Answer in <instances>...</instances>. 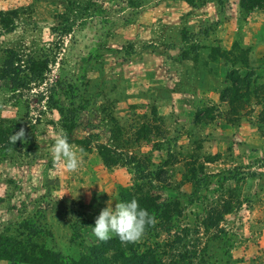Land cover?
Listing matches in <instances>:
<instances>
[{"label":"rangeland","instance_id":"rangeland-1","mask_svg":"<svg viewBox=\"0 0 264 264\" xmlns=\"http://www.w3.org/2000/svg\"><path fill=\"white\" fill-rule=\"evenodd\" d=\"M60 1L0 0V16L18 11L9 31L0 22V64L6 49L57 55L45 84L19 98L0 80V125L9 137L21 128L25 132L23 140L0 152V234L33 219L51 233L48 248L77 257L82 246L98 239L89 226L99 212L109 203L114 207L120 189L132 184L128 167L106 168L95 150L77 147L82 164L75 172L54 158L60 116L35 94L59 79L62 104V89L70 84L76 107L84 106L71 138L90 135L110 143V130L119 125L121 138L111 144L134 154L142 172L162 169L160 186L167 189L154 193L163 200L179 198L185 223L208 219L202 207L186 203L190 196L193 202L204 195L208 208L220 196L229 200L228 189L236 193L232 205L241 206L220 223L223 240L207 244L210 264H264L262 106L251 99L234 111L221 103L223 77L209 74L213 65L204 64L211 47L228 50L237 41L251 51V69L257 70L256 61H264V8L245 16L239 0H92L101 11L60 38L52 29ZM220 68L216 74L231 69L224 63ZM199 165L207 179L196 191L184 175ZM74 229L81 247L70 240Z\"/></svg>","mask_w":264,"mask_h":264},{"label":"trees","instance_id":"trees-1","mask_svg":"<svg viewBox=\"0 0 264 264\" xmlns=\"http://www.w3.org/2000/svg\"><path fill=\"white\" fill-rule=\"evenodd\" d=\"M192 2L188 0V3ZM58 3L61 9L55 13L56 25L52 29L60 38L70 35L76 27L101 11L100 5L92 0H63ZM238 5L240 11L246 16L254 10L263 9L264 0H239ZM17 16L18 11L15 9L1 15L0 22L4 29L9 31L12 20ZM62 45L61 41L55 47L59 50ZM250 52L237 41L228 50L211 47L207 56L208 60L204 64L207 67L213 65V68H216H208L209 74L213 73L216 78L223 77L224 86L219 95L221 103H226L232 110L239 111L250 105L251 99H254L257 105L262 106L260 118L264 119V61H256L257 70H252L253 62ZM56 59L57 55L49 59L47 56L38 57L23 51L6 49L0 64V80L7 81L12 95L19 98L24 91H31L32 88L39 89L45 84L50 67L55 65ZM221 63L229 65L231 69L216 74V70L221 69ZM237 66L240 69L236 68ZM242 68L247 72L242 74ZM59 83L58 79L55 83L38 91L35 94L37 102L46 104L48 109L59 114L61 127L66 130L69 143L77 146L82 152L89 153L95 150L106 168L119 164L129 168L133 177L132 184L120 189L118 201H130L135 198L141 207L154 215L155 223L148 226L142 239L134 243H124L117 236H113L107 241L97 239L82 247L78 242L79 231L74 229L70 240L81 249L77 257H70L48 248L46 241L51 237V233L40 227L36 220L25 219L0 234V262L7 264H210V259L206 257L207 244L223 240L220 223L224 216L231 214L237 206H241L238 201L237 206L232 205L231 200L236 193L228 189L229 200H224L221 198L223 196H220L217 201H211L208 208L204 205V195L193 202L190 196L186 203L202 207L208 219L198 220L199 222L193 225L185 223L182 216L184 210L179 198L163 200L154 193V191L161 192L167 189L160 186L165 183L162 169L155 172L145 173V170L142 172L141 162L134 154L118 152L117 147L111 144H115L121 138L119 125L115 123L116 126L110 130V143L96 142L97 140L90 135L82 139L71 138L72 132L77 127L79 112L84 110V106L81 109L79 108L81 106L76 107L79 99L75 87L70 84H65L62 89L65 102L62 104L56 89ZM144 132L145 130L139 135ZM141 139H147L146 133ZM11 146L8 132L0 125V152L8 151ZM143 166L147 168L146 162H143ZM203 168L202 165L192 166L184 175L185 181L196 186V191L204 189L206 184L207 175ZM229 179L235 178L225 180ZM222 187H219L220 190ZM206 233H213V235L208 237L209 240L206 239L208 240L206 243H203V236Z\"/></svg>","mask_w":264,"mask_h":264},{"label":"clouds","instance_id":"clouds-1","mask_svg":"<svg viewBox=\"0 0 264 264\" xmlns=\"http://www.w3.org/2000/svg\"><path fill=\"white\" fill-rule=\"evenodd\" d=\"M24 136V129L21 128L9 140L14 144L17 140H23ZM51 151L57 161L63 159L67 171L75 172L80 168L82 157L78 154L77 146L69 143L68 134L63 127L56 130ZM154 223V215L133 198L130 201L116 202L114 207L109 203L99 212L94 225L89 227L92 234L101 241L117 236L121 242L134 243L142 239L146 228Z\"/></svg>","mask_w":264,"mask_h":264},{"label":"crops","instance_id":"crops-1","mask_svg":"<svg viewBox=\"0 0 264 264\" xmlns=\"http://www.w3.org/2000/svg\"><path fill=\"white\" fill-rule=\"evenodd\" d=\"M219 83V82H218ZM221 84V83H220Z\"/></svg>","mask_w":264,"mask_h":264}]
</instances>
